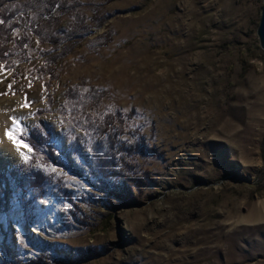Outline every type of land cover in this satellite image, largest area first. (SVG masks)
Returning a JSON list of instances; mask_svg holds the SVG:
<instances>
[{
  "label": "rangeland",
  "instance_id": "1",
  "mask_svg": "<svg viewBox=\"0 0 264 264\" xmlns=\"http://www.w3.org/2000/svg\"><path fill=\"white\" fill-rule=\"evenodd\" d=\"M67 5L41 23L46 39L72 38L61 51L31 31L16 75L0 61V114L17 138L43 121L58 151L33 166L48 181L27 209L0 180V264H264L263 0ZM117 112L133 115L127 152L93 125ZM97 150L116 154L105 172Z\"/></svg>",
  "mask_w": 264,
  "mask_h": 264
},
{
  "label": "trees",
  "instance_id": "2",
  "mask_svg": "<svg viewBox=\"0 0 264 264\" xmlns=\"http://www.w3.org/2000/svg\"><path fill=\"white\" fill-rule=\"evenodd\" d=\"M20 1L23 2L21 5H18ZM34 9H40L39 16H37V13L35 14ZM69 10L67 0H0V61L4 63L7 69H13V75H16L18 69L16 68L17 70H15V67L19 56L26 55L29 52V32L31 31L41 41L49 40L54 52L61 51L63 44L71 42L72 38L67 39L65 42L64 40L53 38L46 39L48 35L44 33L41 23L44 19L57 21L58 16L61 17L62 14L68 13ZM35 16L41 19V22ZM104 23L105 21H102L101 25ZM29 25H32V27H29ZM19 31L22 32L21 36L18 35ZM82 35L85 36V34ZM63 53L68 54V51ZM47 63L51 71L50 74H52L55 70L54 66H57V63L55 60H49ZM48 102V106L50 107L53 103L52 97H48ZM132 118V114L105 113L102 118L94 119L93 125L96 127V132L103 136L104 139L108 138V140H112L114 145L110 149L116 148L117 153L127 152L129 143L123 140L122 137L127 134L128 122ZM21 135L22 139L31 147L32 157L19 167L10 170L8 174L0 173V180L7 181L11 179L13 184H9V192L13 196H16L22 202L24 208L27 209V206L32 204L34 200L28 199L27 195L32 189L37 188L39 194L42 196V192L48 181L46 172L33 166L37 163L50 164L58 156V151L53 144V133L45 127L43 121H41L39 127H35L29 131L24 130L20 133V137ZM145 147L142 142H137L135 149L138 148V151L143 150L142 152H144ZM110 154V150L105 153L100 150L95 151L94 156L99 162L98 168L101 172H105L109 166L115 164L116 154H113L112 157ZM63 155L69 156V153L64 150ZM82 159H85V155H82ZM123 186V191L118 194L116 193L117 198L122 204H128L130 200H134L131 181H126ZM43 261L44 259L39 258L31 264H44ZM11 264L24 263L17 260L15 262L12 261Z\"/></svg>",
  "mask_w": 264,
  "mask_h": 264
},
{
  "label": "bare ground",
  "instance_id": "3",
  "mask_svg": "<svg viewBox=\"0 0 264 264\" xmlns=\"http://www.w3.org/2000/svg\"><path fill=\"white\" fill-rule=\"evenodd\" d=\"M18 125L12 123L7 117L0 114V169L19 162L25 151L23 145L19 148L9 138V133L18 129Z\"/></svg>",
  "mask_w": 264,
  "mask_h": 264
},
{
  "label": "water",
  "instance_id": "4",
  "mask_svg": "<svg viewBox=\"0 0 264 264\" xmlns=\"http://www.w3.org/2000/svg\"><path fill=\"white\" fill-rule=\"evenodd\" d=\"M261 12V19L259 20V26L257 28V36L259 39V43L262 50H264V0H263V7Z\"/></svg>",
  "mask_w": 264,
  "mask_h": 264
},
{
  "label": "snow or ice",
  "instance_id": "5",
  "mask_svg": "<svg viewBox=\"0 0 264 264\" xmlns=\"http://www.w3.org/2000/svg\"><path fill=\"white\" fill-rule=\"evenodd\" d=\"M9 138L13 140V143H15L17 145V147L19 148L21 145H23L24 148H28V146L26 144H23V140H22V135L20 138H17L15 135V130H13V132L9 133ZM29 151H31L30 148H28Z\"/></svg>",
  "mask_w": 264,
  "mask_h": 264
}]
</instances>
